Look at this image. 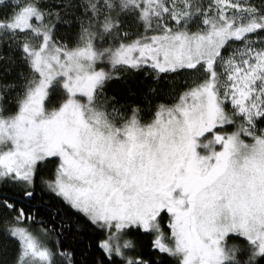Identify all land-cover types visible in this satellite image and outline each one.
<instances>
[{
    "label": "snow or ice",
    "instance_id": "snow-or-ice-1",
    "mask_svg": "<svg viewBox=\"0 0 264 264\" xmlns=\"http://www.w3.org/2000/svg\"><path fill=\"white\" fill-rule=\"evenodd\" d=\"M0 264H264V0H0Z\"/></svg>",
    "mask_w": 264,
    "mask_h": 264
},
{
    "label": "trees",
    "instance_id": "trees-1",
    "mask_svg": "<svg viewBox=\"0 0 264 264\" xmlns=\"http://www.w3.org/2000/svg\"><path fill=\"white\" fill-rule=\"evenodd\" d=\"M91 240V237H85L81 240V242L79 243V247L83 248L85 247Z\"/></svg>",
    "mask_w": 264,
    "mask_h": 264
}]
</instances>
